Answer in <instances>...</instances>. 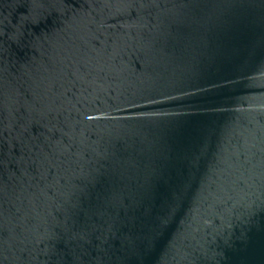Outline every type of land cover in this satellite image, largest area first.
Masks as SVG:
<instances>
[{"label": "water", "instance_id": "1", "mask_svg": "<svg viewBox=\"0 0 264 264\" xmlns=\"http://www.w3.org/2000/svg\"><path fill=\"white\" fill-rule=\"evenodd\" d=\"M0 264H264V0H0Z\"/></svg>", "mask_w": 264, "mask_h": 264}]
</instances>
